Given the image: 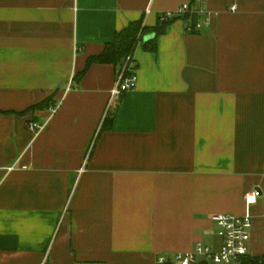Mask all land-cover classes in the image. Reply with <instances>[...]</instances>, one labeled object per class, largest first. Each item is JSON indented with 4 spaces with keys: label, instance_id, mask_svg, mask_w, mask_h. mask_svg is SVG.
Returning a JSON list of instances; mask_svg holds the SVG:
<instances>
[{
    "label": "crops",
    "instance_id": "0c3cea01",
    "mask_svg": "<svg viewBox=\"0 0 264 264\" xmlns=\"http://www.w3.org/2000/svg\"><path fill=\"white\" fill-rule=\"evenodd\" d=\"M183 3L209 23L138 44L110 107L112 64L76 78L130 22ZM252 190L249 257L264 255V0H0V264H173L218 250L214 216L242 215Z\"/></svg>",
    "mask_w": 264,
    "mask_h": 264
},
{
    "label": "built area",
    "instance_id": "2783aa9c",
    "mask_svg": "<svg viewBox=\"0 0 264 264\" xmlns=\"http://www.w3.org/2000/svg\"><path fill=\"white\" fill-rule=\"evenodd\" d=\"M198 3H203L205 0H195ZM231 10H235V6L231 7ZM149 10H146L148 12ZM195 11L197 14H204L203 20H197L194 25L185 24L186 32H194L200 30L203 24L209 23L210 15L204 13L202 9L196 8L191 10L189 3H183L179 5L173 11H166L160 14L161 20H169L174 17L182 16L183 14ZM77 50V48H76ZM130 58L128 57L127 60ZM130 75L124 76L123 71L118 73L116 77V83L111 90L108 107H110L114 101H116L120 95L134 88L136 83V75L132 68L129 69ZM69 89V86L67 87ZM58 108V105L50 107L49 116H52ZM50 117H48L49 119ZM48 120L44 122L29 121L28 127L34 131V134L41 132ZM19 162V161H17ZM17 163L7 167L8 172L16 169ZM20 168L25 169L26 166ZM258 192L252 190L244 194L245 211L242 215H233L220 213L214 216V221L221 228L223 235V243L216 251L203 246L201 243H196L191 251L184 253H176L172 257L171 263L173 264H198L200 257L205 258L210 264H240L242 260L248 256V241L250 239V230L252 227V214L251 207L256 202ZM169 257L167 254H160L156 257L154 264H167Z\"/></svg>",
    "mask_w": 264,
    "mask_h": 264
},
{
    "label": "trees",
    "instance_id": "16d2710c",
    "mask_svg": "<svg viewBox=\"0 0 264 264\" xmlns=\"http://www.w3.org/2000/svg\"><path fill=\"white\" fill-rule=\"evenodd\" d=\"M189 7L191 10L196 9V7H192V3H189ZM175 19H183L185 24L194 25L197 22V13L195 11H190L182 16L174 17L169 20H161L159 15L158 24L153 27L146 26L143 20L130 22L125 28L116 32L112 42L104 44L100 53L91 55L87 58L84 69L77 74L76 78L81 79L85 71L92 64H112L116 68V76L121 71H123L124 76H129L131 74L129 69H134V66H132V57L136 46L141 44L145 50L150 52L155 51L157 36L162 34L167 25ZM148 35H152L153 37L145 41L144 38ZM128 57L130 58L129 60H127ZM112 122L113 118L106 115L102 122L100 132L110 129ZM167 264L170 263L168 262ZM198 264L210 263L206 260H201ZM240 264H264V255L255 257L247 256Z\"/></svg>",
    "mask_w": 264,
    "mask_h": 264
},
{
    "label": "water",
    "instance_id": "95a60500",
    "mask_svg": "<svg viewBox=\"0 0 264 264\" xmlns=\"http://www.w3.org/2000/svg\"><path fill=\"white\" fill-rule=\"evenodd\" d=\"M152 37H153L152 35H148V36H146V37L144 38V40L147 41V40L151 39Z\"/></svg>",
    "mask_w": 264,
    "mask_h": 264
}]
</instances>
